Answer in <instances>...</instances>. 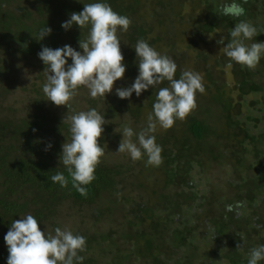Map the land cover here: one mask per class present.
I'll list each match as a JSON object with an SVG mask.
<instances>
[{
  "label": "trees",
  "instance_id": "1",
  "mask_svg": "<svg viewBox=\"0 0 264 264\" xmlns=\"http://www.w3.org/2000/svg\"><path fill=\"white\" fill-rule=\"evenodd\" d=\"M95 2L131 21L127 32L117 33L126 72L105 98L79 88L68 111L47 101L38 53L65 45L82 52L79 40L89 28L61 25ZM232 2L244 15L222 14L221 6ZM241 21L257 29L246 45L264 43V0H0V264H7L4 237L12 221L28 214L46 234L74 223L71 232L86 239L81 264H248L250 250L264 245V54L254 70L232 62V87L224 79L229 58L206 50L215 33L225 37V47ZM46 26L50 35L38 40ZM141 39L177 64L175 78L184 70L199 73L205 89L183 121L152 133L162 148L158 167L147 165V156L133 162L116 153L123 129L137 135L145 129L157 91L168 86L165 81L129 99L116 95L139 74L134 48ZM28 58L39 73L20 115L4 107L12 92L7 80L12 61ZM255 95L247 105L256 114L245 115L246 101ZM93 108L106 120L99 138L104 155L85 196L60 162L71 138L63 120ZM215 169L225 171L222 180L211 181ZM57 172L67 187L51 181Z\"/></svg>",
  "mask_w": 264,
  "mask_h": 264
},
{
  "label": "clouds",
  "instance_id": "2",
  "mask_svg": "<svg viewBox=\"0 0 264 264\" xmlns=\"http://www.w3.org/2000/svg\"><path fill=\"white\" fill-rule=\"evenodd\" d=\"M221 11L224 16L234 18L241 17L245 12L236 2L222 5ZM130 24L128 17L119 15L104 2L85 4L83 11L72 13L70 19L61 25L62 28L68 30L77 25L80 30L89 28V33L85 39L79 40L82 52L65 45L56 49L43 47L38 53L45 65L46 82L42 91L47 101L69 111L70 101L81 87L88 89L93 99L110 94L114 83L122 79L126 72L117 33L127 32ZM50 33L51 29L46 26L40 30L38 40H43ZM256 36L257 29L251 23L241 21L235 25L230 32V41L220 50L229 58L227 68H232V62L249 70L256 68L264 54V43L245 44L246 40ZM224 43L225 37L221 36L218 44ZM134 50L139 74L130 87L116 89V95L120 99H129L133 93L139 97L150 87L155 88L165 81L168 86L157 91L145 129L138 135L130 127L123 129V139L116 153L128 154L133 162L147 156V165L158 167L162 163V148L152 133L157 127L170 129L176 120L183 121L196 108V93L205 91L203 78L190 70H184L178 79L175 78L177 64L142 39L137 41ZM69 59L72 63L66 68ZM63 122L69 123L71 138L62 145L60 162L71 177L72 186L86 196L85 186L95 179V169L104 155L99 138L106 120L93 108L66 115ZM134 135L137 136L136 141L132 139ZM49 148L51 144L45 150ZM51 181L61 187L68 185V179L60 172L52 175ZM4 239L9 253L7 264H81L84 258L79 253L86 248L85 237L74 235L70 230L56 228L54 235L42 232L39 222L31 214L13 220ZM240 247L238 244L237 249ZM261 260H264V245L250 250L248 264H258Z\"/></svg>",
  "mask_w": 264,
  "mask_h": 264
},
{
  "label": "rangeland",
  "instance_id": "3",
  "mask_svg": "<svg viewBox=\"0 0 264 264\" xmlns=\"http://www.w3.org/2000/svg\"><path fill=\"white\" fill-rule=\"evenodd\" d=\"M222 35L219 33H215L211 38V46L208 47L207 51H212L214 55L220 56L223 52L220 51L222 48L221 44H218V40H220ZM216 41V42H215ZM14 66L12 73L8 77L7 85L9 88H11V95L6 99L4 103L5 108L10 109H19L20 115L23 114L24 109L27 106L28 98H29V89L32 88L33 83L37 80V76L39 73L38 68L36 65V60L32 58H28L24 61L15 60L12 61ZM225 81L230 84L232 87L234 85L233 78L231 76V70L228 68L226 70V73L224 75ZM233 96L235 97L236 94L234 93ZM259 97L257 95L251 96L250 99H247L246 105L244 108L245 115L249 114L251 111L252 113L256 114V111L254 109L249 108V103L252 100L258 99ZM248 104V105H247ZM7 114V113H6ZM257 132V131H256ZM225 175V171L222 169H215L209 173V177L211 178V181L217 180V179H223ZM74 223H65L63 230L67 229L72 231L74 227Z\"/></svg>",
  "mask_w": 264,
  "mask_h": 264
}]
</instances>
